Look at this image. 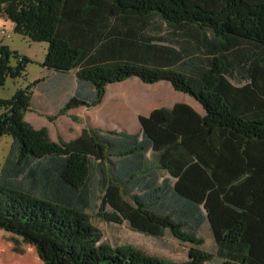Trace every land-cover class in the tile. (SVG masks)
<instances>
[{
	"label": "trees",
	"instance_id": "trees-1",
	"mask_svg": "<svg viewBox=\"0 0 264 264\" xmlns=\"http://www.w3.org/2000/svg\"><path fill=\"white\" fill-rule=\"evenodd\" d=\"M13 33L48 43L42 70L74 80L66 106L95 108L107 86L169 82L195 99L140 116L139 133L85 128L67 143L25 121L42 83L0 99V230L43 264H178L100 243L104 222L192 245L184 264L213 256L264 264V0H0ZM31 60L0 45V91Z\"/></svg>",
	"mask_w": 264,
	"mask_h": 264
},
{
	"label": "rangeland",
	"instance_id": "rangeland-1",
	"mask_svg": "<svg viewBox=\"0 0 264 264\" xmlns=\"http://www.w3.org/2000/svg\"><path fill=\"white\" fill-rule=\"evenodd\" d=\"M10 36L11 38L1 36L5 43L10 45L9 49L20 56L28 57L32 62L28 66L26 80L17 81L18 83L7 81L5 88L0 91V99L4 100L10 99L17 88L28 83L33 84L41 77V64L46 59L49 47L48 43H32L13 32ZM32 102H34V106L31 111L29 109L25 114L24 121L36 131L45 130L50 141L55 143L59 141L67 143L76 139L87 127L91 129L99 127L106 132L118 133L122 129L127 133H138L139 126H141L138 116L155 109L171 110L170 108L175 103H190L199 112L205 113L195 99L183 92L175 91L169 82L150 85L142 83L137 77L115 83L101 104L93 109L69 111L65 115H61L60 112L46 114L40 109L38 97L32 98ZM11 147V137H0V168L10 153ZM89 215L92 226L100 233V243L103 245L130 246L148 257H156L167 263L184 264L190 260L189 252L192 245L179 242L170 233L163 238L150 237L147 234L134 231L127 225L119 226L104 222L94 212L90 211ZM200 237L203 239L200 249L213 256L205 264H225L223 260L215 256L214 243L207 228L203 229ZM0 264L43 263L36 250L26 240L0 230Z\"/></svg>",
	"mask_w": 264,
	"mask_h": 264
},
{
	"label": "crops",
	"instance_id": "crops-1",
	"mask_svg": "<svg viewBox=\"0 0 264 264\" xmlns=\"http://www.w3.org/2000/svg\"><path fill=\"white\" fill-rule=\"evenodd\" d=\"M0 23H1L2 27L6 26V28L8 29L7 31L11 35L12 30L14 29V25L10 21H7L2 16L1 13H0ZM1 36H0V45L9 48L10 45L8 43H5L4 39ZM10 38H11V36H10ZM39 78H41L42 83L40 85V88L36 92H34L33 99L36 97L39 98L40 107H41L40 109H42L46 114L48 112H50V113L53 112V113L57 114L58 112H60V110H62L66 106L67 102L73 96V94H75L74 91H75L76 85L74 83V80L71 81L70 79H66V77H62V75L47 72V70H45V69L42 70V68H41V77H39ZM113 86H114V84L107 86L106 95L109 94V90ZM104 97H105V95H104ZM176 104H179V103H175L172 106V108H170V109L172 110ZM185 105H188V106L194 108L190 103H186ZM33 106H34V102H32V107ZM81 109H91V108L83 107V108H79V109H72L70 111H75V110L79 111ZM194 109L198 112V114L200 116H204V114L199 112V110H197L196 108H194ZM31 110H32V108H30V111ZM155 110H157V109H155ZM151 111H154V110H151ZM151 111H149L147 114H143L140 116H148ZM140 116H138V121H139ZM139 125H140V122H139ZM96 129H101V128L96 127ZM139 129H140V126H139ZM119 132L127 133L125 131H122V129L120 131H118V133ZM132 133H137V132H131L128 134H132Z\"/></svg>",
	"mask_w": 264,
	"mask_h": 264
},
{
	"label": "built area",
	"instance_id": "built-area-1",
	"mask_svg": "<svg viewBox=\"0 0 264 264\" xmlns=\"http://www.w3.org/2000/svg\"><path fill=\"white\" fill-rule=\"evenodd\" d=\"M7 30V28L0 26V35H2V37L10 38V33Z\"/></svg>",
	"mask_w": 264,
	"mask_h": 264
}]
</instances>
